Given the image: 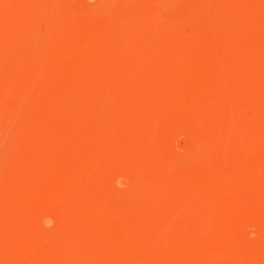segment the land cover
<instances>
[{"label": "rangeland", "instance_id": "1", "mask_svg": "<svg viewBox=\"0 0 264 264\" xmlns=\"http://www.w3.org/2000/svg\"><path fill=\"white\" fill-rule=\"evenodd\" d=\"M0 264H264V0H0Z\"/></svg>", "mask_w": 264, "mask_h": 264}]
</instances>
